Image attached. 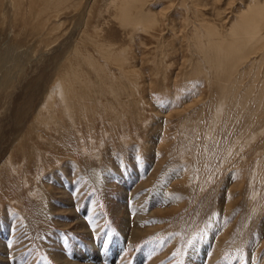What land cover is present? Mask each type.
I'll return each mask as SVG.
<instances>
[{"label":"rangeland","instance_id":"rangeland-1","mask_svg":"<svg viewBox=\"0 0 264 264\" xmlns=\"http://www.w3.org/2000/svg\"><path fill=\"white\" fill-rule=\"evenodd\" d=\"M256 6L0 0V264H264Z\"/></svg>","mask_w":264,"mask_h":264},{"label":"bare ground","instance_id":"bare-ground-1","mask_svg":"<svg viewBox=\"0 0 264 264\" xmlns=\"http://www.w3.org/2000/svg\"><path fill=\"white\" fill-rule=\"evenodd\" d=\"M238 23H239V27L237 26L238 27V31H236V33L235 32L234 33L237 35V37L239 36L240 38H242V42H243L244 45H247V47H248V43L250 45V42L251 41H254V40L256 41L255 44H262L264 42V7L263 6L262 7L261 6H256V8H253L250 11H248L246 15H244V16L241 17V19L239 20ZM232 32H233V30H232ZM236 35H235V37H236ZM235 37H234V40H235ZM233 43H231V44H233ZM240 43H241V41H240ZM252 46H253V44H252ZM249 48H250V46H249ZM239 50H241V49H239ZM241 53H242V51H241ZM237 57H239V56H237ZM117 61H119V60H117ZM121 61H119V62H121ZM124 63L127 64L126 62H124ZM124 63H122V65ZM118 64H120V63H118ZM119 66H121V64ZM47 102L50 103L49 105H51V110H52V108H54V106H55L53 104L54 103V94L53 93L51 94V96L49 97V99L47 100ZM63 103H65V105H66V101L63 102ZM69 109H71V106L68 107V105H67V110H69ZM73 115H74V113H73Z\"/></svg>","mask_w":264,"mask_h":264}]
</instances>
